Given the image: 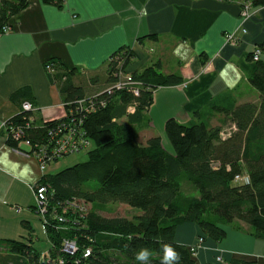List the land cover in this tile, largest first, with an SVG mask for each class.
Here are the masks:
<instances>
[{"label":"trees","instance_id":"1","mask_svg":"<svg viewBox=\"0 0 264 264\" xmlns=\"http://www.w3.org/2000/svg\"><path fill=\"white\" fill-rule=\"evenodd\" d=\"M41 1L61 7L65 0ZM247 1L253 8L264 6V0H243L242 6ZM27 4L28 0H0V33ZM256 47L264 53V43ZM133 56L124 48L111 56L105 71L106 87L119 80ZM254 62L249 83L259 92V101L215 103L212 114L190 124L167 119L164 132L170 152L162 147L159 136L150 137L145 144L139 143L137 136L148 125L154 90L178 85L180 77L165 75L153 64L131 74L139 83L138 95L125 89L108 94L102 89L87 97L95 76L46 62L45 71L59 89L65 117L39 123L35 111L22 110L24 102L36 109L24 90L13 95L19 112L4 129L8 145L23 150L27 147L11 137L7 125L19 126L22 139L32 145L44 143L50 131L70 122L77 127L81 123L85 133L89 144L86 160L52 175L44 173L40 181L51 192L44 226L52 257H62L65 264H75L77 259L81 264H142L135 254L146 248L148 264H198L190 249L175 240L176 228L186 223L195 224L203 238L214 242L226 237L225 226L240 229V223L247 225L255 238L264 240V60ZM214 113L223 115L220 124L210 123ZM242 174L247 181L236 183ZM90 184L95 188H87ZM91 204H123L139 214L132 219L100 218L89 209ZM23 226L29 230L26 223ZM64 239L76 242L74 255L61 251ZM33 241L0 240V264H49ZM165 245L171 246L179 259L169 256ZM86 247L91 254L82 260L81 250ZM230 264L254 263L236 260Z\"/></svg>","mask_w":264,"mask_h":264},{"label":"crops","instance_id":"2","mask_svg":"<svg viewBox=\"0 0 264 264\" xmlns=\"http://www.w3.org/2000/svg\"><path fill=\"white\" fill-rule=\"evenodd\" d=\"M242 2L65 0L56 7L28 0L9 19V29L0 33V240L29 241L35 236L33 187L42 176L39 163L8 145L4 124L18 114L13 95L24 90L36 106L39 123L65 117L46 62L96 76L105 73L111 56L124 48L134 56L123 74L158 64L163 74L180 77V84L154 90L148 125L137 136L141 144L148 138L140 140V134L159 136L170 152L164 132L167 119L190 124L212 114L215 103L259 101L249 77L255 65L252 52L264 43V6L252 7L243 18ZM227 32L235 33V44L224 40ZM259 58L264 60L263 52ZM213 119L221 122L223 115L214 113L211 124ZM225 230L226 237L214 242L203 238L195 224L186 223L176 228L175 240L190 248L203 238V248L191 253L198 264L236 260L264 264V240L255 238L247 225L240 223V229L228 225Z\"/></svg>","mask_w":264,"mask_h":264},{"label":"built area","instance_id":"3","mask_svg":"<svg viewBox=\"0 0 264 264\" xmlns=\"http://www.w3.org/2000/svg\"><path fill=\"white\" fill-rule=\"evenodd\" d=\"M252 4L247 1L243 5V9L241 12V16L243 18H247L249 16V11L252 9ZM8 25L4 26L2 28V32H6L8 30ZM241 32L244 33L245 30L241 29ZM224 40L227 43L235 44L236 42V37L234 32H227L223 35ZM260 49L255 47V49L252 52V60H258L260 57ZM48 69V66H46ZM139 83L132 79L131 75H121L119 80L115 82L113 85L106 87L103 89L102 93H108L111 94L114 90H121L125 89L128 91H132L134 95H138V90L137 86ZM101 93V94H102ZM82 103V101H80ZM22 110L24 111H35L36 109L32 106L31 103L29 102H24L22 104ZM129 111H132V108H129ZM31 119V118H30ZM32 121V119H31ZM78 124V123H77ZM80 124L74 126V123H68L67 126L65 125L64 128L60 127L58 129H53L48 133V139L44 143H37L32 145L28 140L22 139L23 137V132L19 126H16L15 128H11L12 126H6L8 129V133H11V137L16 141L19 142V144L26 146L27 150L20 149L19 147H16V151L20 152L21 154L25 156H33L39 163V169L41 172L44 171L45 165L52 161L55 160L56 158H60L64 155H69L73 153H79L81 151H85L86 148L88 147V142L84 139L85 133L84 131L80 128ZM5 126V124H4ZM26 127L28 128L29 125L26 124ZM67 129V130H65ZM51 194L49 191L48 186L42 185L41 182L39 181L34 187H33V196H34V202L38 206L40 212L45 215V219L43 220V226L47 223V209L49 205V200L48 196ZM55 210L52 209V213H54ZM55 218L59 222L63 221V218L55 214ZM45 227V226H44ZM203 243V239L199 238L196 247L193 246L190 251L191 253H194L196 249H198L199 245ZM61 251L74 255L77 251V244L76 242L72 240H62V247ZM91 254V250L89 247L83 248L81 250V259L86 260L89 258ZM220 261V259H218ZM52 264H65L63 259L55 260L51 262ZM75 264H81L80 259L75 260Z\"/></svg>","mask_w":264,"mask_h":264},{"label":"rangeland","instance_id":"4","mask_svg":"<svg viewBox=\"0 0 264 264\" xmlns=\"http://www.w3.org/2000/svg\"><path fill=\"white\" fill-rule=\"evenodd\" d=\"M122 75H124V74H122ZM95 77L97 80H96L95 84L93 86H91L90 91L86 95L87 97H92V94L94 95V93L101 91L102 89H104L108 85L104 82L105 73H100L99 75H97ZM214 124H220V122L213 119V125ZM139 138H140V140L141 139L145 140L146 138L149 139L150 137H146L145 134H144V136H143V134H140ZM31 157H33V156H31ZM85 160H86V152L85 151H81L79 153H73V154H69V155H64L61 158H59L58 160L56 158L55 160H52L45 165V169L43 172H41L42 176H41L39 181H41V179L43 178L44 173L52 175V174H55L58 171L66 168V167L72 166L78 162H83ZM246 178H247L246 175L242 174L239 178H237L235 180V182L236 183H239V182L245 183L247 181ZM87 188L92 190L95 188V186L90 184V185H87ZM89 209L91 211H93L94 216H97L100 218H107V219L115 218V217H124L126 219H132L135 215L139 214L138 210L131 209L128 206L123 205V204H106V205L91 204ZM34 210H35L37 215H36L35 221L33 222L34 228H35V233L32 232V234L35 235L33 238V240H34L33 244L35 245V248L37 250H39L41 253L46 254L48 263L52 264L51 262L57 260V257H52L51 253L48 252V249L50 247L49 245H51V244H50V242L46 236L45 227L43 226V224H44L43 220L45 219V215H44V213L42 214L40 212V210H39L38 206L35 204V202H34ZM38 217H39V219H38ZM230 226H232V225H230ZM28 238H30V236L27 235L26 239H28ZM199 238H197L196 242L189 249H191L193 246L196 247ZM103 240H105V239H102V241ZM201 248H203V243L199 245V247H198V249H196V251L201 249ZM60 259H62V257L58 258V260H60ZM225 264H230V262L225 263Z\"/></svg>","mask_w":264,"mask_h":264},{"label":"clouds","instance_id":"5","mask_svg":"<svg viewBox=\"0 0 264 264\" xmlns=\"http://www.w3.org/2000/svg\"><path fill=\"white\" fill-rule=\"evenodd\" d=\"M165 247H167L168 250V255L169 256H173L176 259H179V254L176 253L171 246L169 245H165ZM149 251L146 248H141L136 254H135V258L139 261L142 262V264H148V258H149Z\"/></svg>","mask_w":264,"mask_h":264}]
</instances>
